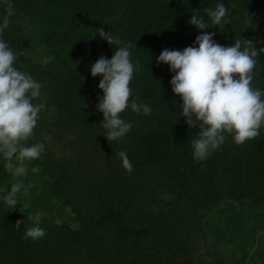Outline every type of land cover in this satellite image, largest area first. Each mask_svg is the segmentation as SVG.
<instances>
[{
    "label": "rangeland",
    "instance_id": "rangeland-1",
    "mask_svg": "<svg viewBox=\"0 0 264 264\" xmlns=\"http://www.w3.org/2000/svg\"><path fill=\"white\" fill-rule=\"evenodd\" d=\"M43 1L33 0L42 9H47ZM65 1L79 6V0ZM80 2V6L86 8L89 25L94 31L111 25L117 31L124 21L127 22L129 0ZM225 2L229 10L244 11L245 5L238 0ZM8 4L13 6L14 14L9 18L8 27L0 32V40L16 54L15 67L26 70L23 58L42 63L51 56V47L43 40L38 14L19 6L16 0H0V27ZM105 8L109 10L108 14L104 13ZM69 17L66 13L63 23H69ZM89 31L90 28L86 35H91ZM78 43L88 45L86 39H80ZM101 55V52L93 51L73 59L74 67H85L83 79L90 105L89 119L85 121L61 119L57 95L65 73H26L41 84L37 104L43 103L45 107L39 113L33 131L40 139L31 136L22 143L25 146L43 143L45 151L69 169L76 179L71 181V190L61 186L54 191L52 176L40 164L43 157L21 160L16 154L9 161L0 153V243L5 233L2 219L15 213L18 227L38 226L45 231L40 239L53 238L45 248L40 264H264V202L236 195L227 183L215 194H207L208 190L195 178L187 188L178 187L171 178L163 176L145 161L131 173L122 167L117 153L126 150L127 154L137 155L138 135L147 128L150 115L134 112L129 106L120 116L131 122V130L120 140H106L107 130L101 126L103 114L97 110L98 98L103 96V91L98 88L102 77L91 75V65ZM252 86L264 92L260 77H254ZM130 87L132 99L142 103L138 87L132 83ZM162 119L152 117L154 121ZM110 145L115 148L111 149ZM242 152L245 153L246 149L242 148ZM9 163L16 168L23 167L25 172L15 175L7 168ZM18 182L23 187L16 194L17 205L12 207L7 205L5 197L11 186ZM108 208L123 210V216L132 228L147 227L140 247L119 240L113 223L98 227L95 234H89L90 239L79 247L69 244L67 234H61L64 230L85 233L83 222ZM1 247L0 244V252ZM3 253L8 259L5 257L0 264H17L16 251L12 247L6 245Z\"/></svg>",
    "mask_w": 264,
    "mask_h": 264
},
{
    "label": "trees",
    "instance_id": "trees-1",
    "mask_svg": "<svg viewBox=\"0 0 264 264\" xmlns=\"http://www.w3.org/2000/svg\"><path fill=\"white\" fill-rule=\"evenodd\" d=\"M129 1L126 11L127 22L124 21L117 31L112 25L104 30L131 45V61L138 65L131 83L138 87L141 102L152 109L147 128L138 135L137 150L140 153L137 152L136 156L134 153H128L133 169L138 170L139 165L145 161L159 170L163 176L171 178L178 187L187 188L195 178L197 183L208 190L207 194H215L219 187L224 188L227 183L231 185V191L236 192V195L264 202V125L261 126L258 137L242 145L235 146L232 136L226 135L225 142L219 149L211 151L207 159L195 161L192 141L198 139L199 127L189 128L185 123V117L180 116L182 110L180 105L183 101L172 92L170 83L175 73L170 71L169 65L156 63L165 48L183 51L189 46L198 47L195 39L204 33H215L213 39L225 47L231 46L238 39H250L257 48H264V0H238L245 5L244 11L229 10L226 19L230 22L224 28L211 27V19L204 9L207 7L214 9L218 3L226 4L225 0ZM16 3L38 14L43 40L51 47L49 62L45 60L39 63L32 58H23V68L26 70H19L33 75L65 73L66 77L57 95L61 119L69 122L89 119L90 105L87 102L83 79L85 67H74L73 59L93 51L101 52L105 58L111 59L118 46H110L107 41L102 43L93 26L89 25L86 8L80 6L82 4L80 0L77 1L78 7L71 1L44 0L42 3L47 9H42V6L33 0H16ZM104 11L108 14L109 10L105 8ZM66 13L70 16L67 24L63 23ZM193 14L202 16L211 28L199 30L188 23ZM248 15L251 24L245 23ZM89 28L91 35H86ZM80 39H86L88 45L86 46V43L77 45ZM257 60L253 75L255 78L260 77L264 84V53H261ZM32 103L37 104V98H32ZM154 116L163 119L154 121L152 120ZM32 136L39 138L34 133ZM110 148L114 149L115 146L110 145ZM242 148L246 149L245 153L242 152ZM42 154L40 157L44 159L40 164H43L52 176L53 190L61 186L67 191L71 190V181L76 179L75 175L45 150ZM122 211L108 208L89 221L83 222L82 227L87 230L85 233L76 231L68 233L64 230L61 234H67L69 244L79 247L90 239L89 234L92 236L95 234L98 227L113 223L119 240L140 247L147 227L132 228ZM7 219H2L1 222L5 233L1 237L0 263L5 257L8 259L3 253V248L9 245L16 251L17 264H40L46 252L45 248L51 244L52 236L39 240L26 239V228L18 227L17 215L9 213Z\"/></svg>",
    "mask_w": 264,
    "mask_h": 264
},
{
    "label": "clouds",
    "instance_id": "clouds-1",
    "mask_svg": "<svg viewBox=\"0 0 264 264\" xmlns=\"http://www.w3.org/2000/svg\"><path fill=\"white\" fill-rule=\"evenodd\" d=\"M5 11L0 32L8 27L9 18L14 14L11 4ZM204 11L211 19V27L224 28L230 22L226 19L229 9L224 3ZM188 23L199 30L211 28L196 14L191 15ZM245 23L251 24L249 15ZM96 33L110 46H118L111 59L101 55L91 65V75L102 77L98 88L103 91V96L98 98L97 110L103 114L101 126L107 130L104 136L108 142L117 141L133 127L131 122L121 118L122 112L130 106L134 112L150 115L152 109L132 99L130 84L138 65L131 61V45L105 31L103 26L96 28ZM214 35H198L195 39L198 47L189 46L183 51L165 48L156 60L157 64L169 65L170 71L175 73L170 83L172 92L183 101L180 116L185 117L189 128L199 127L198 139L192 141L193 159L198 162L219 149L226 135H231L236 144L242 145L258 137L264 125V92L252 86L257 57L264 53V48H257L250 39H238L225 47L213 39ZM16 59L9 45L0 40V153L9 161L16 154L21 160H35L40 158L45 145L38 142L25 146L22 142L33 135L45 105L32 103V98L40 96L41 84L15 67ZM50 60L48 57L45 62ZM117 155L122 167L131 173L133 165L127 151L121 150ZM7 168L15 175L25 172L23 167L16 168L12 163ZM22 187L19 182L11 186L5 197L7 205H17L16 194ZM44 235V229L38 226L25 232L26 239L38 240Z\"/></svg>",
    "mask_w": 264,
    "mask_h": 264
}]
</instances>
